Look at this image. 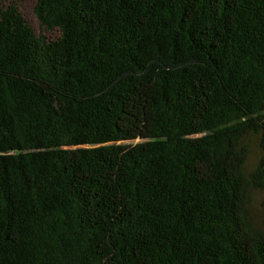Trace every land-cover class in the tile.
I'll use <instances>...</instances> for the list:
<instances>
[{
    "label": "trees",
    "instance_id": "trees-1",
    "mask_svg": "<svg viewBox=\"0 0 264 264\" xmlns=\"http://www.w3.org/2000/svg\"><path fill=\"white\" fill-rule=\"evenodd\" d=\"M35 2L58 39L0 5V264H264V0Z\"/></svg>",
    "mask_w": 264,
    "mask_h": 264
},
{
    "label": "rangeland",
    "instance_id": "rangeland-1",
    "mask_svg": "<svg viewBox=\"0 0 264 264\" xmlns=\"http://www.w3.org/2000/svg\"><path fill=\"white\" fill-rule=\"evenodd\" d=\"M10 4L17 6L19 12L36 36H40L47 41H54L59 38L60 32L58 29L47 30L38 23L34 12L35 0H0V5L2 7H6ZM256 157L257 152L252 150L249 158L251 164H254ZM111 199L114 212L117 214L122 213L125 210V205L117 194L113 193ZM251 208L256 224L260 227H264V191L252 194Z\"/></svg>",
    "mask_w": 264,
    "mask_h": 264
}]
</instances>
